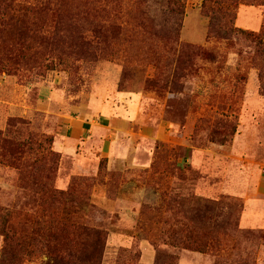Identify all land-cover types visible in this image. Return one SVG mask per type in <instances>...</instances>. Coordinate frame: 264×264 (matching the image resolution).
<instances>
[{
    "label": "rangeland",
    "instance_id": "374dc122",
    "mask_svg": "<svg viewBox=\"0 0 264 264\" xmlns=\"http://www.w3.org/2000/svg\"><path fill=\"white\" fill-rule=\"evenodd\" d=\"M139 2L0 0V215L9 209L11 234L44 232L57 212L106 229L102 264L139 252L132 264H234L244 252L264 264L254 37L264 30V0H185L178 43L131 49L119 28L126 8L138 21ZM145 8L157 25L146 31L171 24L162 0ZM210 28L231 34L208 38ZM55 191L71 197L60 206L49 200ZM239 209V228L263 237L233 234ZM189 231L205 250L177 245L192 243ZM4 243L0 234V264ZM47 261L42 253L24 264Z\"/></svg>",
    "mask_w": 264,
    "mask_h": 264
},
{
    "label": "trees",
    "instance_id": "16d2710c",
    "mask_svg": "<svg viewBox=\"0 0 264 264\" xmlns=\"http://www.w3.org/2000/svg\"><path fill=\"white\" fill-rule=\"evenodd\" d=\"M146 1L141 0L137 8L138 21L129 20V14L131 9L126 8L124 12V19L119 28V33L125 36V40L131 49H143V46L147 42H160L165 45L174 46L179 42V34L181 29V23L183 15L185 13V0H162L163 5L167 7L168 15L172 19L171 24L165 25L160 29L158 33H151L146 28L156 29L155 19L148 15L146 10ZM150 1V0H149ZM207 1V0H205ZM205 6V3H204ZM12 7V5H10ZM147 21V22H145ZM101 34V31H96ZM221 32H224L220 35ZM231 30L225 28L219 32H214L210 28L208 32V38H229ZM101 37V35H100ZM259 46V53L262 56V62H260V89L264 94V30L258 35L254 36ZM181 49H196L194 47L181 44ZM204 56L209 60H215L216 55L212 52L204 51ZM149 84L153 87H157L155 81H150ZM236 129H233L230 136L234 135ZM214 131L213 135L215 134ZM4 145L9 144L10 141L4 139ZM2 141V142H3ZM46 141H52L47 139ZM228 139L224 137L221 142H226ZM11 143V142H10ZM19 147V146H18ZM38 167H36V171ZM34 185L40 184V187L46 190L54 191L50 183L44 181H38L33 179ZM71 197V194H66L63 191H55L50 197L51 202H55L60 206L66 204L67 198ZM65 200V201H64ZM241 210H235L230 216V223L228 227L233 231V234L246 240V243L252 239L263 237L251 230H245L239 228ZM11 213L9 209L3 210V214L0 215V234L4 236V246L2 247V264H24L25 261H32L35 257L40 256L42 253L48 254V261L45 264H102L104 254L107 247L109 232L106 229L99 227H92L83 224H77L69 222L63 217L62 212H57L44 222V232L38 229H34L32 234H11L8 231V224L10 222ZM262 234V233H261ZM191 244L182 245L181 241H177L178 246H184L186 249H194L197 251L205 250L198 240H195V236L189 231L188 235ZM42 238V239H41ZM125 257V256H124ZM124 259V264H132L131 259L141 258V252L138 253V257L130 259ZM27 259V260H25ZM24 261V262H23ZM214 264H233L230 260L219 262L218 260ZM234 264H256V259L252 253L244 252L243 255L237 256Z\"/></svg>",
    "mask_w": 264,
    "mask_h": 264
},
{
    "label": "crops",
    "instance_id": "0c3cea01",
    "mask_svg": "<svg viewBox=\"0 0 264 264\" xmlns=\"http://www.w3.org/2000/svg\"><path fill=\"white\" fill-rule=\"evenodd\" d=\"M250 211V210H249ZM249 216H250V218H246L245 220L247 221V222H249V221H251V220H254V213L252 212V211H250V214H249ZM242 222H244L243 220H242ZM264 223V222H263ZM249 227V226H248ZM33 264V263H32Z\"/></svg>",
    "mask_w": 264,
    "mask_h": 264
}]
</instances>
